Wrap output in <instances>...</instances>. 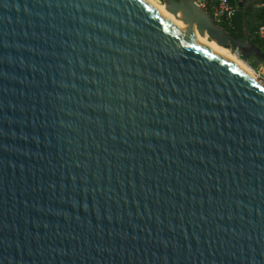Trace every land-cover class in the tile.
<instances>
[{
  "label": "water",
  "instance_id": "water-1",
  "mask_svg": "<svg viewBox=\"0 0 264 264\" xmlns=\"http://www.w3.org/2000/svg\"><path fill=\"white\" fill-rule=\"evenodd\" d=\"M161 2L264 64L251 3L238 40ZM189 36L141 0H0V264H264V90Z\"/></svg>",
  "mask_w": 264,
  "mask_h": 264
},
{
  "label": "bare ground",
  "instance_id": "bare-ground-1",
  "mask_svg": "<svg viewBox=\"0 0 264 264\" xmlns=\"http://www.w3.org/2000/svg\"><path fill=\"white\" fill-rule=\"evenodd\" d=\"M144 2L150 9H152L155 13H157L159 16H161L164 20H166L168 23H170L174 27H179L183 30H185L190 36L188 37L192 42L199 45L201 48H203L205 51H207L212 56L216 57L220 61H223L227 65L231 66L233 69H235L237 72L242 74L243 76L250 79L252 82L257 84L259 87H261L264 90V85L257 79L251 68H249L243 61L239 60L241 66L244 67V69L238 64H235L233 59L230 58L228 55H231L232 53L227 52L226 50L216 46L214 43L209 42H203L201 38L196 33H190L188 28L176 21L171 15H169L164 8L157 5H154L149 0H141Z\"/></svg>",
  "mask_w": 264,
  "mask_h": 264
},
{
  "label": "built area",
  "instance_id": "built-area-1",
  "mask_svg": "<svg viewBox=\"0 0 264 264\" xmlns=\"http://www.w3.org/2000/svg\"><path fill=\"white\" fill-rule=\"evenodd\" d=\"M194 2L201 9L207 10L217 26H232V20L237 11L238 4H232L230 0H194ZM258 8L264 11V0H260ZM257 36L259 39L264 40V16L257 29ZM246 65L251 68L257 79L264 85V65L256 67Z\"/></svg>",
  "mask_w": 264,
  "mask_h": 264
},
{
  "label": "trees",
  "instance_id": "trees-1",
  "mask_svg": "<svg viewBox=\"0 0 264 264\" xmlns=\"http://www.w3.org/2000/svg\"><path fill=\"white\" fill-rule=\"evenodd\" d=\"M232 4H238L241 0H230ZM238 7V6H237ZM264 16V11L261 9H256L255 14L252 15L250 12L247 13L248 17V30L251 34V41L261 50L264 54V40H261L257 36V29L262 22ZM254 23V26H252ZM221 27L226 30L234 38L241 40L243 39V11L240 8H237L235 16L232 20V26L228 27L226 25H221ZM240 59V58H239ZM252 67H256L255 64H249Z\"/></svg>",
  "mask_w": 264,
  "mask_h": 264
},
{
  "label": "flooded vegetation",
  "instance_id": "flooded-vegetation-1",
  "mask_svg": "<svg viewBox=\"0 0 264 264\" xmlns=\"http://www.w3.org/2000/svg\"><path fill=\"white\" fill-rule=\"evenodd\" d=\"M240 2H242L244 5H246L248 3H251L250 7L248 9V12H250L252 15L255 14V11L258 8L259 4H260V0H241Z\"/></svg>",
  "mask_w": 264,
  "mask_h": 264
},
{
  "label": "rangeland",
  "instance_id": "rangeland-1",
  "mask_svg": "<svg viewBox=\"0 0 264 264\" xmlns=\"http://www.w3.org/2000/svg\"><path fill=\"white\" fill-rule=\"evenodd\" d=\"M149 1L152 2L154 5H157V6H160V7L162 5L161 0H149ZM228 56L233 59V61H234L235 64H238L239 63V65L241 66V64L239 62V60H241V59H239L240 57H239L238 53H232L231 55H228ZM262 65H264V64H262ZM241 67L244 69L243 66H241Z\"/></svg>",
  "mask_w": 264,
  "mask_h": 264
}]
</instances>
